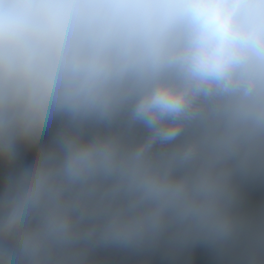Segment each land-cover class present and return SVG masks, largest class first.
Here are the masks:
<instances>
[{
	"label": "clouds",
	"instance_id": "1",
	"mask_svg": "<svg viewBox=\"0 0 264 264\" xmlns=\"http://www.w3.org/2000/svg\"><path fill=\"white\" fill-rule=\"evenodd\" d=\"M0 264H264V0H0Z\"/></svg>",
	"mask_w": 264,
	"mask_h": 264
}]
</instances>
